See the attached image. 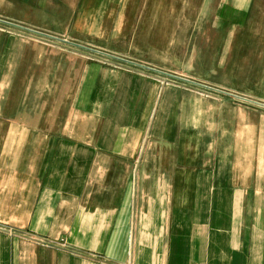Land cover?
Here are the masks:
<instances>
[{
    "label": "crops",
    "instance_id": "0c3cea01",
    "mask_svg": "<svg viewBox=\"0 0 264 264\" xmlns=\"http://www.w3.org/2000/svg\"><path fill=\"white\" fill-rule=\"evenodd\" d=\"M0 264H264V0H0Z\"/></svg>",
    "mask_w": 264,
    "mask_h": 264
},
{
    "label": "water",
    "instance_id": "95a60500",
    "mask_svg": "<svg viewBox=\"0 0 264 264\" xmlns=\"http://www.w3.org/2000/svg\"><path fill=\"white\" fill-rule=\"evenodd\" d=\"M38 32V31H37ZM38 33H41V32H38ZM45 36H49V37H51L52 35H49V34H44ZM56 38V37H55Z\"/></svg>",
    "mask_w": 264,
    "mask_h": 264
},
{
    "label": "rangeland",
    "instance_id": "374dc122",
    "mask_svg": "<svg viewBox=\"0 0 264 264\" xmlns=\"http://www.w3.org/2000/svg\"><path fill=\"white\" fill-rule=\"evenodd\" d=\"M59 37V36H58ZM59 38H61V39H65L66 40V38L65 37H59Z\"/></svg>",
    "mask_w": 264,
    "mask_h": 264
}]
</instances>
